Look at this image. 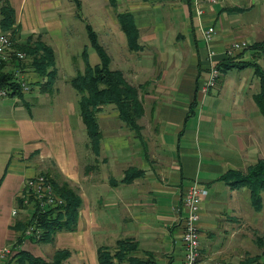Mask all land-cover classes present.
<instances>
[{
	"label": "crops",
	"instance_id": "crops-1",
	"mask_svg": "<svg viewBox=\"0 0 264 264\" xmlns=\"http://www.w3.org/2000/svg\"><path fill=\"white\" fill-rule=\"evenodd\" d=\"M5 2L14 11L16 42L40 35L53 49L57 76L43 91L46 78L26 66L22 78L30 90L0 99V250L13 244V257L24 250L52 263L60 252L62 264H99V250L115 253L118 240L127 239L135 244L130 256L146 264H182L183 197L195 184L206 191L198 221L202 255L250 264L251 225L264 236V190L258 201L263 208L251 218L252 193L243 182L253 157H264V145L252 138L249 125L259 108L253 104L232 115L230 108H243L244 99L227 102L231 70L207 90L206 82L211 65L226 61L231 42L264 40L257 29L261 15L243 18L264 0L203 3L200 15L191 0ZM75 21L82 24L77 35ZM123 23L136 29L138 49L130 47ZM209 25L215 35L206 43ZM89 27L110 68L140 87L144 108L137 132L123 124L114 104L100 106L96 148L70 83L86 66L100 63ZM13 66L8 62L1 69ZM238 86L242 92L250 84L242 80ZM37 174L80 197L76 227L57 231L50 242H21L17 226L26 212L19 196Z\"/></svg>",
	"mask_w": 264,
	"mask_h": 264
},
{
	"label": "trees",
	"instance_id": "trees-1",
	"mask_svg": "<svg viewBox=\"0 0 264 264\" xmlns=\"http://www.w3.org/2000/svg\"><path fill=\"white\" fill-rule=\"evenodd\" d=\"M14 11L5 2L0 5V32H10L15 40ZM122 28L129 38L133 49H138L136 44L137 31L128 23H123ZM88 37L91 46L94 47L100 57V63L95 66H86L83 73H79L70 79L73 88L79 93V109L82 122L87 130L89 138L93 142V147L98 144L99 130L96 119V113L100 106L114 104L119 112V118L126 126L140 132L141 126L139 120L143 115L144 108L140 96V87L131 85L123 75L122 71L110 68V58L99 45L93 30L87 28ZM135 43V44H134ZM16 50L25 53V60L19 61L16 66L21 70L33 69L41 76H46V82L42 90L49 88L56 80L55 54L53 49L41 38V36L31 37L27 43L18 44L15 42ZM252 50L260 49L264 52V40L259 44H253ZM15 60H11L9 65H15ZM233 63V61H231ZM230 62H223L219 65L221 73L225 74L230 67ZM3 67V66H2ZM1 67V68H2ZM0 68V89L7 88L10 96H21L22 91L19 84L15 81L11 70L5 71ZM256 71V69H255ZM257 73V72H256ZM260 113L264 116V75L260 79L259 92L255 94ZM243 182L247 183L252 193V205L257 207L260 199L261 190H264V161L257 162L248 172V176ZM58 193L62 196L65 204L58 211H36L30 217H25L18 228L22 233L24 228L36 221L42 229L38 241L50 242L53 235L59 230L72 231L76 227L77 215L81 204L80 197L66 184L56 186ZM22 242V238H20ZM118 251L110 254L105 250L98 251L99 264H146L145 261L131 257L130 252L134 250L135 244L127 239L118 240L116 244ZM57 254V259L52 263L44 262L24 250L18 251L8 264H62L60 259L62 255ZM116 259V260H114Z\"/></svg>",
	"mask_w": 264,
	"mask_h": 264
},
{
	"label": "built area",
	"instance_id": "built-area-1",
	"mask_svg": "<svg viewBox=\"0 0 264 264\" xmlns=\"http://www.w3.org/2000/svg\"><path fill=\"white\" fill-rule=\"evenodd\" d=\"M196 9L197 14H202L203 10L200 5L216 4L219 0H191ZM215 35V29L212 25L207 26L203 31V38L206 43H210ZM16 40L13 39L10 32H0V68L10 62L12 59L18 64L19 61L25 60V53L16 50L14 47ZM248 46L245 40L233 41L225 48V54L232 51H239ZM15 81L19 84L22 92L30 90L28 83L22 78V71L14 65L11 69ZM218 70L214 65H211L210 78L207 80L208 85L216 83ZM9 95L7 88L0 89V99ZM206 191L198 186H190L183 197V204L186 208V214L183 219V262L182 264H223V262L215 259L204 257L200 251L199 241V212L201 197ZM21 200V210L26 212V217H30L32 213L39 211H58L65 204L62 196L57 192L48 178L43 174H37L29 178L24 183V191L19 196ZM19 212L18 209L12 211L13 215ZM42 229L36 221L28 224L21 234V238L38 240L41 236ZM13 244L7 245L0 250V264H8L13 258Z\"/></svg>",
	"mask_w": 264,
	"mask_h": 264
},
{
	"label": "rangeland",
	"instance_id": "rangeland-1",
	"mask_svg": "<svg viewBox=\"0 0 264 264\" xmlns=\"http://www.w3.org/2000/svg\"><path fill=\"white\" fill-rule=\"evenodd\" d=\"M4 3H5V0H0V5H2ZM260 3H262V4H260L258 7H255L251 11V13L245 14L243 16V18H246V17L247 18L248 17L259 18V16L261 15L260 20H262L263 23H260L259 26L257 27V29H259V31H260V34H258V37L262 38L264 36V2H260ZM75 22L79 28V30L78 29L76 30V35H77V34H79V32H81L82 24L80 23V21H75ZM257 39H259V38H255V40H257ZM236 41H240V40H236ZM245 41H247V40L245 39ZM250 41L251 42L247 41L248 46L246 48H243L242 50H239V51H232L228 54L227 53L225 54L226 61H224V62L225 63L230 62V66H232V64L236 65L234 67H230L231 72H229V74L226 76V78H227L226 86L228 87V90H229V92H227V96H226L228 98L227 102L229 103L230 99H232V98L238 99V98L242 97L244 99L243 108H241L240 105L234 106L233 108L232 107L230 108L233 116H235L236 114H242L243 112H246L248 107H249V109H250V107L251 108L253 107V104H255L256 108H258L257 104H256L257 101L252 100L251 98H249V96L251 97V96H253L259 92L260 79L264 75V52L260 49H256V50L251 49V46L253 44H259L262 42V40L261 41L250 40ZM231 61H233V63ZM216 68H219V66H217ZM255 69H256V71H255ZM221 74H222L221 72H218V76H220ZM44 77L47 79L46 76H44ZM63 79L60 77L61 81ZM242 80L245 81V83H249L250 86H249V89H247V87H245L242 92H239L236 89L239 87L238 84H241ZM216 81H217V79H216ZM215 84H216L215 82L213 85H208L206 83V90L214 87ZM246 93L248 94V96L246 95ZM256 111L259 112L258 115L249 121V125L252 126V128H251L252 138L254 137V140L256 142L264 145V116L260 113V110L258 111V109H256ZM244 125H246V123H244ZM261 150H262V147L260 145L259 151L262 152ZM253 158H255V159L254 160L251 159L252 160L251 165L249 166L248 171L246 170L247 172H249L250 169L257 162L264 161V157H261V156L259 157L258 155L256 157H253ZM246 171L244 173V177H245V175H247ZM193 185H195V184H193ZM193 185H191V186H193ZM195 186H197V185H195ZM258 206L260 209L263 208L262 203H260L258 205V202H257V207ZM257 207H256V209H254L255 207L253 208V206H251V209L249 211L251 218H254V219L257 218V214L259 211V210H257ZM258 229L259 228L257 226L251 225L250 230H249L248 253L250 255V264H264V236L262 234H259V232H257ZM245 254H243V256H245ZM215 259L223 262V264H227V261H224V260L218 259V258H215Z\"/></svg>",
	"mask_w": 264,
	"mask_h": 264
}]
</instances>
